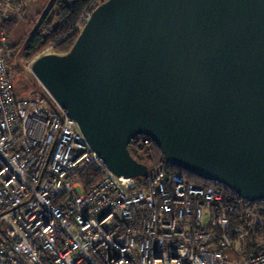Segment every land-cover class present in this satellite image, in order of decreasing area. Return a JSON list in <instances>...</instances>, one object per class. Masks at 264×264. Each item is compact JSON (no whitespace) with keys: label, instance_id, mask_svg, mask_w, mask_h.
<instances>
[{"label":"water","instance_id":"water-1","mask_svg":"<svg viewBox=\"0 0 264 264\" xmlns=\"http://www.w3.org/2000/svg\"><path fill=\"white\" fill-rule=\"evenodd\" d=\"M31 70L114 175L149 174L129 151L145 135L168 164L264 198V0H105Z\"/></svg>","mask_w":264,"mask_h":264},{"label":"built area","instance_id":"built-area-1","mask_svg":"<svg viewBox=\"0 0 264 264\" xmlns=\"http://www.w3.org/2000/svg\"><path fill=\"white\" fill-rule=\"evenodd\" d=\"M28 1L0 0V24ZM7 50L0 31V264H264V249L226 252L244 237L246 217L232 222L241 198L162 166L114 175L45 88L16 97ZM83 168L100 173L89 188Z\"/></svg>","mask_w":264,"mask_h":264},{"label":"trees","instance_id":"trees-1","mask_svg":"<svg viewBox=\"0 0 264 264\" xmlns=\"http://www.w3.org/2000/svg\"><path fill=\"white\" fill-rule=\"evenodd\" d=\"M105 0H51L48 5V13L36 23L29 36L28 41L24 46V59L30 62L38 54L43 52L47 47L52 46L57 53L67 52L76 40L81 28L85 22H82L77 28L78 23L85 12H91L99 3ZM16 21L10 20L0 24V31H4L9 41L10 33L14 28ZM10 43V42H9ZM18 44H10V49L15 48ZM11 78V66H9ZM14 71H19L20 67L12 68ZM34 79V78H33ZM14 80V79H13ZM36 80V79H34ZM13 83V82H12ZM15 89V85L13 83ZM40 93L45 94L40 86ZM147 138L148 142H144ZM130 154L138 161L148 165L149 173L153 172L157 167H164L171 173H179L190 182L203 187H219L218 184L192 175L182 169L168 164L160 149L156 144L145 135L134 137L129 143ZM100 176V173L90 168H83L80 171L79 179L89 188ZM228 193H233L229 188H226ZM234 194V193H233ZM236 199L239 197L234 194ZM247 215H250L248 223L252 226L249 236L241 240V255H250L264 249V198L257 200H244L238 206L236 214L232 217L233 223H239Z\"/></svg>","mask_w":264,"mask_h":264},{"label":"rangeland","instance_id":"rangeland-1","mask_svg":"<svg viewBox=\"0 0 264 264\" xmlns=\"http://www.w3.org/2000/svg\"><path fill=\"white\" fill-rule=\"evenodd\" d=\"M50 2L51 0H29L27 5L23 9V17L19 19L15 18L14 21H16V24L10 33L9 41L7 39L9 47L11 42L12 44H18L15 48H9V50L5 52L8 65L11 66V73L13 75L12 82L15 85L14 91L17 98H30L32 96L38 95L41 92L40 86L43 87L41 83H39V81L35 78L34 74H32L28 70L29 62L24 59L23 48L28 41L33 29L36 27V23L39 21L44 10L48 7ZM53 52L55 51L53 47L50 46L38 55ZM15 66L20 67V70L14 71L12 68H14ZM33 78L36 80H34ZM249 218L250 215H247L246 220L242 226V229L246 235L245 238L249 236V233L247 232L250 231L252 227L248 223ZM241 249L242 246H240L239 250L236 251V253L234 251H231L230 249H227L226 252L229 253L231 259H240L243 257V255H241Z\"/></svg>","mask_w":264,"mask_h":264}]
</instances>
